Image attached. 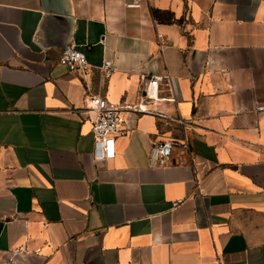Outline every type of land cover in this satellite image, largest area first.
Here are the masks:
<instances>
[{
  "label": "crops",
  "instance_id": "1",
  "mask_svg": "<svg viewBox=\"0 0 264 264\" xmlns=\"http://www.w3.org/2000/svg\"><path fill=\"white\" fill-rule=\"evenodd\" d=\"M128 1L0 0V264H264V0ZM91 95L135 106L106 166Z\"/></svg>",
  "mask_w": 264,
  "mask_h": 264
},
{
  "label": "built area",
  "instance_id": "2",
  "mask_svg": "<svg viewBox=\"0 0 264 264\" xmlns=\"http://www.w3.org/2000/svg\"><path fill=\"white\" fill-rule=\"evenodd\" d=\"M149 1L151 0H129L126 6L128 8H140ZM159 38L162 39L163 35L159 34ZM60 63L67 67L70 72L87 74L89 70L86 52L74 44H69L62 50ZM103 69L106 73L111 74L117 70V67L112 60H107ZM160 86L171 89V83L167 76H153L145 91L149 96L156 98ZM132 108H135V106L128 103L118 104L100 95L90 96L86 113L92 126L95 139V155L99 166H106L115 157L116 138L127 137L130 134L125 112ZM255 110L259 114H264V102L258 103ZM175 146L176 143L172 140L153 144L150 150L151 162L156 166L170 164ZM184 147L187 148L188 145L184 144ZM99 161L101 162L99 163ZM22 219L26 220V217H22ZM8 264H16V262L11 260Z\"/></svg>",
  "mask_w": 264,
  "mask_h": 264
},
{
  "label": "water",
  "instance_id": "3",
  "mask_svg": "<svg viewBox=\"0 0 264 264\" xmlns=\"http://www.w3.org/2000/svg\"><path fill=\"white\" fill-rule=\"evenodd\" d=\"M68 46V45H67Z\"/></svg>",
  "mask_w": 264,
  "mask_h": 264
}]
</instances>
